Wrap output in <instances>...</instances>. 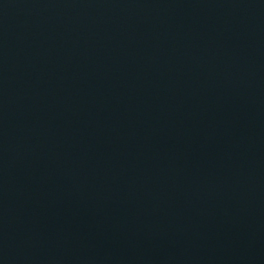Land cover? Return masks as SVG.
<instances>
[{
	"label": "water",
	"instance_id": "obj_1",
	"mask_svg": "<svg viewBox=\"0 0 264 264\" xmlns=\"http://www.w3.org/2000/svg\"><path fill=\"white\" fill-rule=\"evenodd\" d=\"M0 264H264V0H0Z\"/></svg>",
	"mask_w": 264,
	"mask_h": 264
}]
</instances>
